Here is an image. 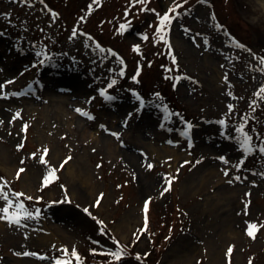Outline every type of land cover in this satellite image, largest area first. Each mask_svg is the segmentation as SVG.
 Masks as SVG:
<instances>
[{
  "label": "rangeland",
  "instance_id": "rangeland-1",
  "mask_svg": "<svg viewBox=\"0 0 264 264\" xmlns=\"http://www.w3.org/2000/svg\"><path fill=\"white\" fill-rule=\"evenodd\" d=\"M258 2L185 0L160 40L156 13L173 0H147L128 16L130 0H0V82L9 81L0 89V176L30 214L19 224L0 218V264H264ZM116 241L124 255L112 260L104 249Z\"/></svg>",
  "mask_w": 264,
  "mask_h": 264
},
{
  "label": "snow or ice",
  "instance_id": "snow-or-ice-1",
  "mask_svg": "<svg viewBox=\"0 0 264 264\" xmlns=\"http://www.w3.org/2000/svg\"><path fill=\"white\" fill-rule=\"evenodd\" d=\"M19 3L23 4V3H27L29 5H31L33 3V0H18ZM94 2V0H93ZM40 3H44V0H40ZM185 3V0H179V3H176L175 0H173V3H171L168 8L166 10H164L161 13L157 12L156 13V20L159 22L155 25V28H156V36L159 37L160 40H166V36L164 35V33H166L168 31V28L166 27L167 25H169L171 22H172V19H173V16L174 15H177L178 13L176 12V10L178 8H180L181 5H183ZM136 4H144L146 5L147 4V0H130V3L128 5V7L124 8V15L125 16H128L129 15V9L133 6V5H136ZM91 4L89 6V8H91ZM146 8L145 7H141L138 9V11H145ZM153 12H156V9H152ZM170 13H172L173 15H170ZM83 18V17H82ZM127 27V22H122L119 26V28H117L116 30L119 32V31H122L124 28ZM77 35V30H73L72 31V36H76ZM144 38H147V36L145 35ZM153 42L155 43L156 40H155V37L153 38ZM132 49L135 50V51H140V46L139 44H136V43H133L131 45ZM41 56H47L49 55V53H42V54H39ZM253 55H255V53H253ZM169 57L172 61V63L175 65L176 64V61H177V58L175 57V55L169 53ZM260 60L262 63H264V56H261L260 57ZM38 63H43V59H40L37 61ZM122 63V61H121ZM149 64H151V61L148 62ZM167 68V66H165ZM117 71H119L121 74H123V69H117ZM180 77H175V79H179ZM12 79H15V77H13ZM130 79H132L133 81H135L137 79V76L135 74H133ZM6 83H9V81H3V82H0V89H2L4 87V84ZM110 83H115V81H111ZM175 86V85H173ZM260 90H264V83H261L259 85V90H257L255 92V95L257 96H261V91ZM100 92L101 95H105V92H104V89L101 88L98 90ZM5 95V92L4 91H0V96H4ZM155 95H159V93H155ZM108 98V97H106ZM262 98H264V96H262ZM88 100H91L92 97H88L87 98ZM232 105L229 104L228 105V109L231 110L232 109ZM75 111L77 112H80V113H83L85 115H90L89 113H86L84 111V109H82L81 107L77 106ZM17 115H19V112H17ZM128 115L130 116L131 113H128ZM228 121L224 118H221L220 121H219V124L220 125H225ZM26 127V126H25ZM101 128H104L105 126L103 124L100 125ZM189 127H191V125L189 124ZM238 131L241 132V136H242V143H241V147L244 149V151H248L249 147H250V139L251 137L248 135V133L246 131H244L243 129V124H241L240 126H238L237 128ZM111 131V130H109ZM112 135L116 136V137H119L121 134L120 132L116 131V132H112ZM122 142V141H121ZM17 148H20L21 145L20 144H17L16 145ZM262 153H264V147H261L259 149ZM48 151V149L45 147L44 148V152L46 153ZM29 155H36L35 153H30ZM219 160L221 161H225L226 157L224 155H220L219 157ZM70 157L68 156H65L64 157V161H67L69 160ZM166 159H170L169 157H166ZM200 159H203V157H200ZM40 161H42L45 165H49V161L45 158V156L43 154L40 155ZM182 163H187L186 161H182ZM61 164H63V161L61 162ZM153 165L149 162L147 164V167L148 168H151ZM97 167H99V165H97ZM236 167L239 168L241 167V163H236ZM49 168L51 169L52 166L49 165ZM23 171L22 168H18L16 170V176L19 177V174L20 172ZM53 171H49V172H46L43 176V182L44 184H47L49 182V176H51L53 174ZM177 171H179V169H177ZM225 172H227L228 170L227 169H224ZM260 175L264 176V172L260 173ZM164 177H165V181H164V186L165 187H170V181L172 179H174V177H171L168 173H164ZM237 179H239V177H237ZM253 183H255V180L252 181ZM7 184V181L5 180L4 177L0 176V199L6 201L5 203L2 204V206H0V218L2 219H5L7 221H9L10 223L14 222L16 224H19L21 223V220L23 217L25 216H28L30 215L29 213L25 212V211H22L21 209L23 208V203L22 201H20L19 199H17L15 202L10 199L7 195V192H5L4 190V185ZM12 195L16 198H19V197H22L24 196L25 194L22 193V192H16V191H13L12 192ZM102 193L99 194V196L97 197V203H99V199L100 197H102ZM31 199V198H29ZM35 199L39 200L41 199V197L39 196H36ZM150 198H146L144 200V207L147 208L148 206V200ZM13 207H15V211H13ZM83 211L85 213H88L89 212V209L87 207H85L83 209ZM99 223L103 224L104 221H99ZM257 227L256 223L254 221H249L248 222V225H247V228L245 229L247 234L249 236H253L254 235V231H255V228ZM101 231H103V229H101ZM141 231H143V229H141ZM116 247L113 249V248H108V249H104V251L108 254L109 256V259H112V260H119V258L124 255V252H123V249L120 247V244H119V241H116ZM63 247V246H62ZM232 250V245H229L228 246V252H231ZM67 250L65 249V252ZM90 251H97V249H90ZM37 255H42V254H39L37 253ZM137 257L140 256V253H136ZM144 255L146 256L147 253H144ZM72 256L73 257H77V259L79 258L78 256V253L76 252L75 248L72 249ZM52 264H65V260L62 258V257H56L52 260ZM249 264H251V261H249Z\"/></svg>",
  "mask_w": 264,
  "mask_h": 264
},
{
  "label": "bare ground",
  "instance_id": "bare-ground-1",
  "mask_svg": "<svg viewBox=\"0 0 264 264\" xmlns=\"http://www.w3.org/2000/svg\"><path fill=\"white\" fill-rule=\"evenodd\" d=\"M258 4H259L262 8H264V0H259Z\"/></svg>",
  "mask_w": 264,
  "mask_h": 264
}]
</instances>
